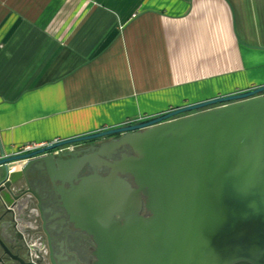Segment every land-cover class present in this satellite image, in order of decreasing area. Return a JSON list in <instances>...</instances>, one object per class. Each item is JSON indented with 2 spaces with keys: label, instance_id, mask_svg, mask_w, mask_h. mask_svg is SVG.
<instances>
[{
  "label": "water",
  "instance_id": "95a60500",
  "mask_svg": "<svg viewBox=\"0 0 264 264\" xmlns=\"http://www.w3.org/2000/svg\"><path fill=\"white\" fill-rule=\"evenodd\" d=\"M91 143L99 148L90 156L53 154ZM124 146L136 156L102 159ZM0 155V264H32L34 236L25 239L8 221L33 200L42 210L30 183L44 170L70 223L94 237V264H264V86ZM95 161L112 171L80 176ZM141 195L149 218L140 214Z\"/></svg>",
  "mask_w": 264,
  "mask_h": 264
},
{
  "label": "crops",
  "instance_id": "0c3cea01",
  "mask_svg": "<svg viewBox=\"0 0 264 264\" xmlns=\"http://www.w3.org/2000/svg\"><path fill=\"white\" fill-rule=\"evenodd\" d=\"M259 86L264 0H0L5 156Z\"/></svg>",
  "mask_w": 264,
  "mask_h": 264
},
{
  "label": "flooded vegetation",
  "instance_id": "af4514ba",
  "mask_svg": "<svg viewBox=\"0 0 264 264\" xmlns=\"http://www.w3.org/2000/svg\"><path fill=\"white\" fill-rule=\"evenodd\" d=\"M120 137L121 135H118L104 141H116ZM95 144L97 143L74 147L72 150L77 149L82 151L83 154L90 156L98 151L99 147L94 150L90 149ZM104 154L106 157L102 159L109 162L110 165L120 160L122 155L136 156L127 146L121 147L115 152H105ZM90 167L80 176L93 174L94 172H97L100 176H107L112 171L110 166L97 161L93 162ZM119 176L135 187L131 176H123L121 174ZM31 177L30 188L37 193L39 192V194L41 193L42 210L39 212L34 208L36 201L33 200L31 208L28 207L27 211L15 212L8 221L9 228L24 235L25 239L30 237V235L34 236L33 240L39 238L35 244L33 240L31 242L32 258L30 262L32 264H94L96 261L94 253L97 249L95 239L92 235L76 229L70 223L68 215L59 207L58 202L55 200L58 198V194L51 187L49 174L45 170L35 171ZM43 190L45 191L44 193L41 192ZM51 195L53 197L52 200H50ZM141 203L142 211L140 214L144 218L151 217V214L145 208L146 198L143 195H141ZM43 256L44 258H42Z\"/></svg>",
  "mask_w": 264,
  "mask_h": 264
},
{
  "label": "built area",
  "instance_id": "2783aa9c",
  "mask_svg": "<svg viewBox=\"0 0 264 264\" xmlns=\"http://www.w3.org/2000/svg\"><path fill=\"white\" fill-rule=\"evenodd\" d=\"M52 144H54V143H52ZM49 145H51V144H49ZM45 146H48V145L25 144V145H22L19 148H17L15 154H13V155L27 154V153L33 152L39 148H43ZM73 148H74L73 146H68V147L62 148L58 151H54L53 154L57 155L59 152H63L65 150H72Z\"/></svg>",
  "mask_w": 264,
  "mask_h": 264
}]
</instances>
